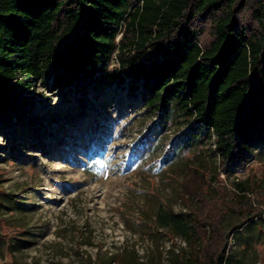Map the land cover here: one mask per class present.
Returning <instances> with one entry per match:
<instances>
[{"label": "rangeland", "instance_id": "obj_1", "mask_svg": "<svg viewBox=\"0 0 264 264\" xmlns=\"http://www.w3.org/2000/svg\"><path fill=\"white\" fill-rule=\"evenodd\" d=\"M51 82L46 75L19 91L14 118L0 120V264L186 263L192 243L158 213L190 220L212 207L184 196L191 174L221 201L230 253L264 264V147L243 169L219 172L214 136L195 133L174 102L163 114L140 86L129 96L127 83L76 77L53 90ZM249 198L257 215L232 230Z\"/></svg>", "mask_w": 264, "mask_h": 264}, {"label": "trees", "instance_id": "obj_2", "mask_svg": "<svg viewBox=\"0 0 264 264\" xmlns=\"http://www.w3.org/2000/svg\"><path fill=\"white\" fill-rule=\"evenodd\" d=\"M46 75L53 90L76 77L127 83L129 96L140 86L163 114L174 102L195 133L214 136L219 172L243 169L264 147V0H0V120L12 121L18 92ZM188 180L184 196L212 207L190 220L158 213L161 226L192 243L183 264H240L213 187ZM247 207L232 230L257 215L250 198Z\"/></svg>", "mask_w": 264, "mask_h": 264}]
</instances>
